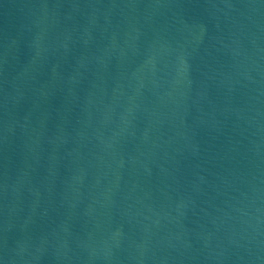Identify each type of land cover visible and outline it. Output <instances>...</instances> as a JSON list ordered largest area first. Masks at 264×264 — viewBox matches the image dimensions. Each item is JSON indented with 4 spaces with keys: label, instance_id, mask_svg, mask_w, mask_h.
Returning a JSON list of instances; mask_svg holds the SVG:
<instances>
[{
    "label": "water",
    "instance_id": "1",
    "mask_svg": "<svg viewBox=\"0 0 264 264\" xmlns=\"http://www.w3.org/2000/svg\"><path fill=\"white\" fill-rule=\"evenodd\" d=\"M0 264H264V0H0Z\"/></svg>",
    "mask_w": 264,
    "mask_h": 264
}]
</instances>
